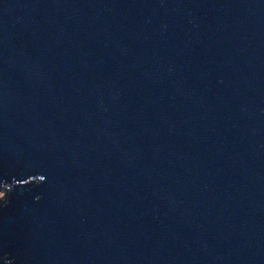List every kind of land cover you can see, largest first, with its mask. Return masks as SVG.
<instances>
[{"label": "water", "instance_id": "water-1", "mask_svg": "<svg viewBox=\"0 0 264 264\" xmlns=\"http://www.w3.org/2000/svg\"><path fill=\"white\" fill-rule=\"evenodd\" d=\"M0 264H264V0H0Z\"/></svg>", "mask_w": 264, "mask_h": 264}, {"label": "rangeland", "instance_id": "rangeland-1", "mask_svg": "<svg viewBox=\"0 0 264 264\" xmlns=\"http://www.w3.org/2000/svg\"><path fill=\"white\" fill-rule=\"evenodd\" d=\"M3 192H4V191L0 189V194H3Z\"/></svg>", "mask_w": 264, "mask_h": 264}]
</instances>
